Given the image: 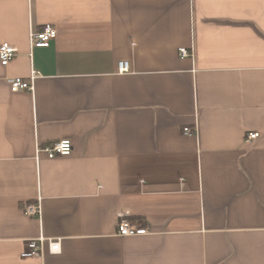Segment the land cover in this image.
<instances>
[{
    "label": "crops",
    "instance_id": "0c3cea01",
    "mask_svg": "<svg viewBox=\"0 0 264 264\" xmlns=\"http://www.w3.org/2000/svg\"><path fill=\"white\" fill-rule=\"evenodd\" d=\"M2 43L0 264H264V0H0ZM39 236L61 252L21 259Z\"/></svg>",
    "mask_w": 264,
    "mask_h": 264
},
{
    "label": "built area",
    "instance_id": "2783aa9c",
    "mask_svg": "<svg viewBox=\"0 0 264 264\" xmlns=\"http://www.w3.org/2000/svg\"><path fill=\"white\" fill-rule=\"evenodd\" d=\"M56 37L55 28L46 24L43 28L36 32H30L28 36V44L31 50L35 48H46ZM16 49L7 43L0 44V65L6 67L10 61L16 57ZM179 56L181 58H187L191 56V53L185 49H179ZM130 72L128 61H119L117 64V73L125 74ZM37 73L32 71L28 80L19 77L8 78L6 80L9 89L12 93H17L21 91L33 93V81L35 80ZM193 130L189 128L183 129V134L187 136L192 135ZM258 137L257 133L249 134L246 137V142L253 141ZM72 152V144L68 139H64L55 143H50V145L37 146L35 148V159L38 160L41 155L45 156L48 160H53L57 157H67ZM23 211L26 216H40L41 207L39 203L28 204L24 206ZM149 231L143 228H137L131 225L126 219V215L119 213L117 216L116 224V235L119 237H135L141 235H147ZM49 254H59L61 252L60 240L59 239H47L43 236H39L38 239L29 241L23 252L21 253V259L40 257L45 251Z\"/></svg>",
    "mask_w": 264,
    "mask_h": 264
}]
</instances>
